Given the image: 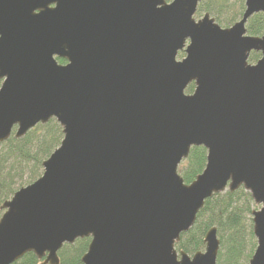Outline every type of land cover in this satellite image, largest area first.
<instances>
[{"label":"water","instance_id":"95a60500","mask_svg":"<svg viewBox=\"0 0 264 264\" xmlns=\"http://www.w3.org/2000/svg\"><path fill=\"white\" fill-rule=\"evenodd\" d=\"M200 1L0 0V143L50 120L62 133L0 207V264H59L80 239L81 264H216L214 227L203 251L175 245L206 200L239 189L258 207L248 264H264V34L245 30L264 0L227 28L195 20ZM199 147L185 184L177 169Z\"/></svg>","mask_w":264,"mask_h":264},{"label":"trees","instance_id":"16d2710c","mask_svg":"<svg viewBox=\"0 0 264 264\" xmlns=\"http://www.w3.org/2000/svg\"><path fill=\"white\" fill-rule=\"evenodd\" d=\"M243 12V0H201L195 17L208 13L221 27L227 28L239 21ZM245 30L248 36L261 37L264 34V16H252L247 21ZM258 58L259 54L251 53L248 62L253 64ZM57 62L64 64L60 59ZM193 88V84L189 85L185 93L191 94ZM61 140L59 125L50 120L46 125L36 126L21 139H15L12 135L6 142L0 143V207L17 190L33 183L42 175V163L58 148ZM205 162V149L192 148L177 172L185 184H190L201 174ZM253 210H256L255 205L243 189L213 196L205 201L193 227L181 234L175 245L176 251L189 256L203 251L204 235L214 227L220 241L216 264H247L256 247L250 218ZM1 215L0 210V217ZM89 242V239H80L72 245H64L58 252L59 264H81ZM13 264H40V261L33 254H26Z\"/></svg>","mask_w":264,"mask_h":264},{"label":"rangeland","instance_id":"374dc122","mask_svg":"<svg viewBox=\"0 0 264 264\" xmlns=\"http://www.w3.org/2000/svg\"><path fill=\"white\" fill-rule=\"evenodd\" d=\"M203 17V14L201 15V16H199V17H194V19L195 20H199V19H201ZM218 24V23H217ZM221 27V26H220ZM223 28V27H222ZM184 53L183 52H180L179 54H178V56H177V60H181L182 58H184ZM25 179V178H24ZM25 181H26V179H25ZM22 182H24V181H22ZM20 183V182H19ZM19 183H17L16 184V187L18 186V184ZM256 208V210L258 209V207H255ZM250 218H252L251 216H250ZM251 226H252V223H251ZM254 241H255V239H254ZM255 245H256V241H255ZM247 264H248V262H247Z\"/></svg>","mask_w":264,"mask_h":264},{"label":"flooded vegetation","instance_id":"af4514ba","mask_svg":"<svg viewBox=\"0 0 264 264\" xmlns=\"http://www.w3.org/2000/svg\"><path fill=\"white\" fill-rule=\"evenodd\" d=\"M253 53H254V52H253ZM257 54H259V53H257ZM259 59H260V54H259V58L257 59V61H258ZM257 61H256V62H257ZM256 62H255V63H256ZM248 63H249V62H248ZM255 63H253V64H255ZM249 64H251V63H249ZM1 83H2V81H0V86H1ZM14 132H15V131L12 132L11 136L14 135Z\"/></svg>","mask_w":264,"mask_h":264}]
</instances>
